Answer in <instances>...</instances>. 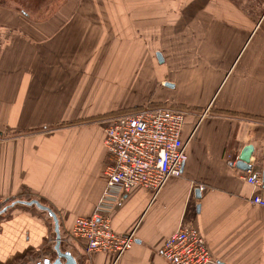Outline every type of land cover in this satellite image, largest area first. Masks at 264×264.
Wrapping results in <instances>:
<instances>
[{
    "label": "crops",
    "instance_id": "1",
    "mask_svg": "<svg viewBox=\"0 0 264 264\" xmlns=\"http://www.w3.org/2000/svg\"><path fill=\"white\" fill-rule=\"evenodd\" d=\"M128 1V7L99 9L82 0L68 18L57 13L42 22L0 7V27L12 31L0 49V264H24L30 256L45 259L54 252L51 218L16 204L26 197L56 214L60 249L76 264H166L159 251L181 228L199 230L218 264H264V209L250 203L254 195L264 197V180L252 188L243 171L229 163L251 146V159L264 173V124L232 115L264 118L260 23L247 22L241 10L215 0L184 5L176 0L175 8L166 0ZM133 20H157L160 45H171L172 38L191 30L196 55L182 63L164 48L155 86ZM108 56L111 61L105 62ZM168 73L181 79L186 96L170 100L158 92L152 102L195 109L181 133L182 175L169 179L157 195L145 189L129 195L110 191L111 227L121 236L133 232L135 243L117 260L86 253L70 231L75 218L92 215L105 189L104 125H66L108 110L145 106L157 88L169 89L160 82ZM195 185L207 190L199 192Z\"/></svg>",
    "mask_w": 264,
    "mask_h": 264
},
{
    "label": "built area",
    "instance_id": "2",
    "mask_svg": "<svg viewBox=\"0 0 264 264\" xmlns=\"http://www.w3.org/2000/svg\"><path fill=\"white\" fill-rule=\"evenodd\" d=\"M12 31L0 27V49ZM189 114L171 107L145 108L132 115L112 117L103 121V147L108 156L105 166L106 185L89 217L75 218L70 236L84 244L86 253H106L116 260L135 243L134 233L116 234L109 217L110 191L129 195L138 189L157 195L171 178H180L186 162L185 142L181 133ZM239 156L229 161L235 167ZM262 170L250 158L243 179L252 188L262 184ZM199 192L207 188L195 185ZM254 206L264 209V197L254 195ZM160 257L166 264H218L207 248L201 232L181 228L164 241Z\"/></svg>",
    "mask_w": 264,
    "mask_h": 264
},
{
    "label": "rangeland",
    "instance_id": "3",
    "mask_svg": "<svg viewBox=\"0 0 264 264\" xmlns=\"http://www.w3.org/2000/svg\"><path fill=\"white\" fill-rule=\"evenodd\" d=\"M82 0H0V7H3L8 10H12L15 12L20 13L21 11H25V13H28L32 18V20L37 21V22H42L45 21L47 18L56 15L59 13L60 18H68L70 15V12H74L75 8L77 7L78 4H80ZM89 1L87 5H95L99 9H106V7H113L114 5L121 4L123 6H129L130 3L128 0H121L117 2L116 0H87ZM179 1V0H178ZM190 0H182V4H190ZM192 1V0H191ZM153 2L152 4L154 5V0H151ZM152 4H150L152 6ZM179 3L176 0H166V6L175 8ZM216 5H229L233 6L239 10H241L245 17L247 18V22H251L253 24H256L257 22L260 21V24L257 28V33L259 35L264 36V0H215ZM141 5V3H140ZM64 7V8H63ZM178 7V6H177ZM63 9V12L61 11ZM58 15V14H57ZM151 15H156V14H151ZM169 15H176V14H169ZM182 17L183 15H178L177 17ZM170 19H172L169 16ZM157 20H153L152 22H145V23H138L137 20H133L132 23V28L134 30L135 36H137L138 40L140 43H142V46L140 47L141 49L144 48L146 49L148 55H149V62L151 65V68L154 69L152 74L154 75L151 77L150 81L152 84L156 86V77H155V71L159 67L155 54L157 52H163L164 53V48L168 49L169 53H173V56L176 58V54L179 55L180 59L179 62L184 63L185 61L187 62L190 59V55H194L196 52L192 47L190 46V40L193 39V34L190 33L186 37H180V38H172L171 40L174 41L175 43L170 44H163L160 45L157 42V39L155 38L158 29L155 26ZM148 36V37H147ZM106 37V36H104ZM103 37V38H104ZM191 37V39H190ZM166 45V46H165ZM115 48V47H114ZM119 48V47H118ZM123 55H124V51ZM120 52V54L122 53ZM112 54V55H111ZM111 55V60H113V55L114 52L110 53L109 56ZM196 55V54H195ZM109 56L105 59V62H110L111 60H108ZM182 57V58H181ZM183 59L185 61H183ZM164 76L160 78L161 81H165L166 83H170L173 85L172 88H164L162 87L157 88L151 95V99L145 104V106H138V107H155L159 106L160 103H155L152 102V98L154 95L158 92L163 93L164 95H169L171 96L170 100L173 99V97L176 98H183L186 96V92L184 91V86L182 84L181 79L177 78L175 80L174 76L171 73L168 74H163ZM168 101L170 103L171 101ZM163 104V103H162ZM163 105H168L164 103ZM172 105V104H171ZM175 106H182L184 108H187L188 110H183L186 111L188 114H191V112H194L195 109L193 106H188L186 104L182 103H173ZM133 108L137 107H126V108H118V109H113V110H108L104 113L101 114H96L94 116H90L84 119H80L79 122H89V121H94V122H100L103 117H107L111 114H118L122 113L128 110H131ZM123 115V114H121ZM112 116L108 117L111 118ZM114 117V116H113ZM101 119V120H100ZM55 254H49L48 253V258L45 259H54ZM39 259H43L41 254L36 256H30L29 259L25 260L24 264H35L40 261Z\"/></svg>",
    "mask_w": 264,
    "mask_h": 264
},
{
    "label": "water",
    "instance_id": "4",
    "mask_svg": "<svg viewBox=\"0 0 264 264\" xmlns=\"http://www.w3.org/2000/svg\"><path fill=\"white\" fill-rule=\"evenodd\" d=\"M260 21H259V23H260ZM155 57H156L158 64H160V65L163 64V59H162V56L159 52H157L155 54ZM165 87L172 88L173 85H171L169 83H165ZM252 152H253V148L251 146H245L239 154V158L235 164V168H237L238 170L243 171V172L248 170V163H249V160L251 158ZM262 180H264V173L262 174ZM195 193H196V197L198 198L199 197L198 191L196 190ZM16 204L24 205L27 207H35L39 211L47 213V215L51 218L52 223H53V233H54V237H55V239H54L55 244L53 247V251L55 254V258L51 259V260L42 259L40 262L35 263V264H76L75 259L73 258V256L69 252H63L60 249L61 239H60V232H59V223H58V219L56 217V214L50 208L42 205L37 200L17 201ZM2 212H5V210H3Z\"/></svg>",
    "mask_w": 264,
    "mask_h": 264
},
{
    "label": "trees",
    "instance_id": "5",
    "mask_svg": "<svg viewBox=\"0 0 264 264\" xmlns=\"http://www.w3.org/2000/svg\"><path fill=\"white\" fill-rule=\"evenodd\" d=\"M21 14H23V15H25L27 18H29V20H31V21H34V20H32L31 18V16L28 14V13H25V11H21L20 12ZM35 22H37V21H35ZM160 107H165V105H160ZM168 107H171V108H175V109H180V110H188L187 108H184V107H182V106H175V105H172V106H168ZM145 108H148V109H152V108H150V107H137V108H133V109H131V110H128V111H125V112H122V113H118V114H111V115H109V116H107V117H103L102 118V120L101 121H104V120H106V119H109L108 117H110V116H114V117H117V116H122L121 114H123V115H132V114H135V113H137V112H139V111H141V110H143V109H145ZM221 113L222 114H232V113H229V112H226V111H221ZM232 115H234V116H241V117H243V118H246V119H249V120H252L253 122H257V123H263L264 124V118H262V117H249V116H247V115H238V114H232ZM111 117V118H112ZM95 121V120H94ZM89 122H93V121H89ZM84 123H87V122H84ZM78 124H82V122H76V123H70V124H67L66 126H74V125H78ZM23 200H25V201H30V200H32V198H28V197H26L25 199H23ZM14 201H16V199H11V201L10 202H14Z\"/></svg>",
    "mask_w": 264,
    "mask_h": 264
}]
</instances>
